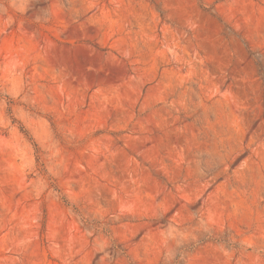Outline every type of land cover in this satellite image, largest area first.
I'll use <instances>...</instances> for the list:
<instances>
[{"label": "rangeland", "instance_id": "obj_1", "mask_svg": "<svg viewBox=\"0 0 264 264\" xmlns=\"http://www.w3.org/2000/svg\"><path fill=\"white\" fill-rule=\"evenodd\" d=\"M0 264H264V0H0Z\"/></svg>", "mask_w": 264, "mask_h": 264}]
</instances>
